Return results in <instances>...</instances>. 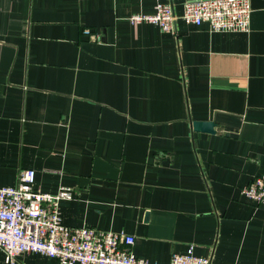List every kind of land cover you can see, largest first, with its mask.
Listing matches in <instances>:
<instances>
[{"label":"crops","instance_id":"crops-1","mask_svg":"<svg viewBox=\"0 0 264 264\" xmlns=\"http://www.w3.org/2000/svg\"><path fill=\"white\" fill-rule=\"evenodd\" d=\"M189 1L0 0V187L31 169L71 189L63 225L131 235L149 263L264 264V206L242 194L264 176V0L246 32L130 23Z\"/></svg>","mask_w":264,"mask_h":264},{"label":"built area","instance_id":"built-area-1","mask_svg":"<svg viewBox=\"0 0 264 264\" xmlns=\"http://www.w3.org/2000/svg\"><path fill=\"white\" fill-rule=\"evenodd\" d=\"M250 0H199L183 5L181 15L172 6L158 4L151 15L131 17V24L149 23L173 33L178 20L186 25L206 24L214 33H238L249 29ZM31 169L18 172L15 186L0 187V250L5 264H16L21 254H38L58 264H157L138 258L131 251L134 238L123 232L98 231L62 224L59 203L72 198L71 189L49 194L34 188ZM246 199L264 206V176L242 189ZM168 264H210L196 256L192 247L173 253Z\"/></svg>","mask_w":264,"mask_h":264},{"label":"water","instance_id":"water-1","mask_svg":"<svg viewBox=\"0 0 264 264\" xmlns=\"http://www.w3.org/2000/svg\"><path fill=\"white\" fill-rule=\"evenodd\" d=\"M193 129L196 132H205V133H213L214 132V124L212 122H198L195 121L192 123Z\"/></svg>","mask_w":264,"mask_h":264}]
</instances>
